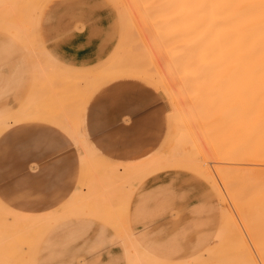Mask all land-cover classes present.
Returning <instances> with one entry per match:
<instances>
[{
	"label": "rangeland",
	"instance_id": "1",
	"mask_svg": "<svg viewBox=\"0 0 264 264\" xmlns=\"http://www.w3.org/2000/svg\"><path fill=\"white\" fill-rule=\"evenodd\" d=\"M50 1L0 0V33L27 52L9 63L0 56V180L5 176V131L36 123L58 128L69 143L74 167H68L66 151H58V176L65 181L69 174L74 183L54 209L43 213L13 207L0 190V264H264V66L228 65L226 55L216 51L213 64L186 73L182 60L192 52L187 23L194 20L182 19L179 25L176 18L177 26L171 21L187 0L174 10L170 4L162 8L167 0H104L103 7L90 9L113 20L115 33L109 36L105 59L84 70L68 68L47 54L40 38ZM151 1L159 3L160 13L145 12L142 3L151 9ZM254 8L264 18V0ZM142 14L151 22H143ZM162 23L183 27L189 37L178 38L174 27L167 30ZM165 32L166 40L176 37L172 46L187 42L185 51L172 47L178 54L170 56L175 52L169 53ZM153 33L164 34L163 39H152ZM158 40L165 43H153ZM132 49L136 55L129 54ZM122 79L148 85L166 108L161 140L134 161L105 156L84 129L91 97ZM8 107L17 110L5 118ZM184 159L192 162L184 164ZM138 221L143 227H137Z\"/></svg>",
	"mask_w": 264,
	"mask_h": 264
},
{
	"label": "crops",
	"instance_id": "2",
	"mask_svg": "<svg viewBox=\"0 0 264 264\" xmlns=\"http://www.w3.org/2000/svg\"><path fill=\"white\" fill-rule=\"evenodd\" d=\"M104 2L50 1L39 28L43 47L53 60L68 68L84 70L105 59L111 45L109 36L115 33L111 27L113 20L99 17L96 10L90 9L103 7ZM26 54L25 48L0 33V56L5 63L14 56L20 61ZM6 56L10 58L7 61ZM5 109L9 113L5 118L17 110ZM165 112L161 97L148 85L133 79L115 80L102 86L89 100L84 129L95 148L105 156L134 161L150 154L161 140ZM58 151H66L64 159L73 168L71 148L58 128L25 123L6 130L5 176L0 180L5 202L28 213L54 209L74 183L68 172L65 181L59 179ZM61 182L64 183L59 186ZM143 225L137 222V227ZM64 264L77 263L67 260Z\"/></svg>",
	"mask_w": 264,
	"mask_h": 264
},
{
	"label": "bare ground",
	"instance_id": "3",
	"mask_svg": "<svg viewBox=\"0 0 264 264\" xmlns=\"http://www.w3.org/2000/svg\"><path fill=\"white\" fill-rule=\"evenodd\" d=\"M123 1V0H122ZM137 1V3H138V0H136ZM168 2H166V1H164V3H160V5H162L163 4V6H162V8L164 9V6L166 5L167 6V4H170L171 6L169 7V8H171V10H174V8H176V6H177V8H180V6H181V2L183 3V0L181 1V0H167ZM170 1V2H169ZM177 1V2H176ZM186 1V0H185ZM185 1H184V3H185ZM190 2V0H187L186 2L188 3H186V5L185 4H183L184 6H182L184 9L182 10V9H179L177 12H178V14H176V12L174 13V15H172V16H175L174 17V20L176 19L177 21H178V19H179V23L178 22H176V20H175V22H172L171 21V23H173V25H176L177 26V23L180 25L181 24V22H183V20H185V22H189V20H194V22L193 21H191L190 23H187L189 26V28H187V30H189V29H191V30H189L187 33H189V36H190V42H188L189 43V46H190V44H192L191 46L192 47H188L189 48V50L191 49V51L192 52H188V55L186 56L185 55V57L186 58H183V59H186V60H182V62L183 61H185L184 62V64H185V66H184V68L186 69V73L187 72H190V71H197L198 69H200L203 65H207L208 63L209 64H213L214 62H213V57H214V55H215V52L216 51H218V52H221V54L222 55H226V61H227V63H228V65H230V63H234V64H241V65H244V64H250V66L251 65H254V67H255V64H256V67L257 68H260V67H263L264 66V18H263V16L262 15H260L261 14V11H259V10H257V9H255L254 8V4H258V3H260V1L261 0H191V2ZM153 1H151V2H147V4L149 3L150 4V7H151V9H149V7H147V5H145V4H143L142 2V7H145V12H149V10H151L150 12L153 14V12L156 10V11H159V13H160V10H159V8H157L156 9V7L159 5V3L157 4V6L155 7L154 5H153V3H152ZM180 4H179V3ZM117 3V2H116ZM130 3V2H129ZM136 3V4H137ZM152 3V4H151ZM172 3V4H171ZM176 3V4H175ZM177 4H179V6L177 5ZM194 5L195 7H193V8H191L192 6H190V5ZM138 5V4H137ZM136 5V6H137ZM144 5V6H143ZM159 5V6H160ZM127 6V5H126ZM138 6H140V5H138ZM172 6H174V8L172 7ZM186 6H189V7H187V9L185 8ZM124 8H126V7H124ZM140 8V7H139ZM147 8V9H146ZM154 8V9H153ZM176 8V9H177ZM131 9V8H130ZM136 9V8H135ZM135 9H133L134 10V12H136V10ZM170 10V9H169ZM180 10H182V11H180ZM193 10V11H192ZM122 11V10H121ZM153 11V12H152ZM176 11V10H175ZM179 11L181 12V13H179ZM187 11H189L188 13H187ZM190 11H191V13H190ZM131 12V11H130ZM149 12V13H150ZM166 12H168V10L166 11ZM166 12L164 13V11L162 12V10H161V13H164V17H168L169 16V13H167L168 14V16H165V14H166ZM170 12H173V11H170ZM138 13H140V12H138ZM156 13V12H155ZM190 13V14H189ZM171 14V13H170ZM124 15V14H123ZM180 16L179 18H178V16ZM143 16H146V14H142V18H144L145 20H143V22H145V21H148V16H146V17H143ZM171 16V15H170ZM169 16V17H170ZM187 16V17H186ZM133 17H135V16H133ZM186 17V18H185ZM142 18H139V22H140V20L142 19ZM146 18H148V19H146ZM160 18H163V16H161ZM188 18V19H187ZM156 18L154 17V20H155ZM183 19V20H182ZM150 20V19H149ZM156 20H159L158 18L156 19ZM161 20V19H160ZM163 20H164V18H163ZM172 20V19H171ZM187 20V21H186ZM132 22V21H131ZM150 22H151V20H150ZM149 22V23H150ZM163 22H165V20L163 21ZM168 22H170V20L168 21ZM193 22V25L191 24ZM148 23V22H147ZM127 24V23H126ZM126 24H124V25H126ZM133 25V24H132ZM150 25H151V27H150ZM162 25H163V23H162ZM161 25V26H162ZM165 25V24H164ZM163 25V27L164 28H171L172 29V27H174V31H176V34L177 33H179V34H177V35H179V37L178 38H181V35H184L186 32H185V29L182 27L181 29L179 28V29H177L178 27H181V26H178L177 28H175V26H171V25H169L168 27H165ZM183 25V24H182ZM185 25V24H184ZM183 25V26H184ZM192 27H191V26ZM153 24H149L148 25V27H150L152 30H154L155 31V29H153ZM171 26V27H170ZM187 26V25H186ZM154 27H156V31L158 32V30L160 31V28L158 29V27H157V25L156 26H154ZM134 28V27H133ZM164 28H162L163 30H166V29H164ZM167 29V30H170V29ZM123 29H124V27H123ZM131 29V28H130ZM161 29V30H162ZM177 29V30H176ZM184 29V30H183ZM193 29V30H192ZM128 30H129V28H128ZM162 30V31H163ZM143 31V30H142ZM156 31H155V33H156ZM180 31V32H179ZM133 33L132 34H135L136 32L138 33V31H132ZM144 32V31H143ZM151 32H153V31H151L150 30V32L149 33H151ZM173 33V31H168L167 33H169V34H172ZM182 32H184V33H182ZM155 33H153V36H152V39L153 38H161L162 37V39H163V35L164 34H158L159 36H157L156 35V37H154V34ZM166 32H165V40H163V41H166L168 44L169 43H172V42H176L175 40H177L176 39V37L175 38H172V36L171 37H169V39H170V41L169 40H166V37H167V34ZM181 33V34H180ZM187 33L184 35V36H187V37H189L188 35H187ZM190 34H192V35H190ZM134 36H136V34L134 35ZM145 36H147V34L145 35ZM137 38V37H136ZM127 39V38H126ZM161 39V40H162ZM168 39V38H167ZM182 39V38H181ZM193 39V40H192ZM132 40H133V38H132ZM132 40L130 39V40H128L126 43L129 45V47H130V45L132 44H134L133 42H132ZM180 40V39H179ZM178 40V41H179ZM185 40V39H184ZM188 39H186V41H187ZM136 41H138V40H136ZM182 41V40H181ZM194 41V42H193ZM123 42V41H122ZM129 42V43H128ZM160 42L159 40L158 41H153V43H156L157 45H158V43ZM152 43V44H153ZM165 42H163V43H161L160 42V45L161 44H164ZM180 43H182V42H180ZM188 43L186 42V44L183 46L182 44L180 45L179 43L177 44V45H175V43H174V46H172V45H170L171 47H169V48H167L166 46V48L167 49H171L172 47H175L176 48V46L178 47V49H180V50H182V47H183V50L185 49L184 47L185 46H187L188 45ZM151 43H149V45H150ZM168 44H166V45H168ZM173 44V43H172ZM140 45V44H139ZM148 45V44H147ZM168 45V46H169ZM134 46V45H133ZM180 46V47H179ZM135 47H136V45H135ZM144 47V46H143ZM142 47V48H143ZM149 47V46H148ZM164 47V48H165ZM131 48V47H130ZM146 48H147V46H146ZM150 48V47H149ZM187 47H186V50L188 49ZM134 49V48H133ZM132 49V50H133ZM166 49V50H167ZM172 50V49H171ZM128 51H130V50H128ZM128 51H126L125 50V53L126 52H128ZM148 51V50H147ZM157 51H158V53L161 55L162 54V49H160V50H158L157 49ZM161 51V52H160ZM169 51V50H168ZM185 51V50H184ZM136 52V51H135ZM134 52V50H133V53H132V51H130V55L131 54H134L135 53ZM153 52V51H152ZM151 52V53H152ZM165 52V51H164ZM174 53L175 52V50H172L171 52L169 51V53ZM176 52H177V50H176ZM175 52V54H174V56H173V54H169L170 56H172V57H175L178 53H176ZM187 52V51H186ZM185 52V53H186ZM155 53V52H154ZM182 53H183V55H184V52L182 51ZM197 54L198 53V55H196V56H193L192 54ZM129 54L127 53L126 55H128L129 56ZM137 54V52L135 53V55ZM141 54V53H140ZM149 54V53H148ZM180 54H181V52H180ZM153 55V54H152ZM138 56V55H137ZM154 56V55H153ZM168 55H166V57L165 58H169V57H167ZM181 56H182V54H181ZM198 56V60L196 59V57ZM172 57H171V59H172ZM183 57V56H182ZM124 58V57H123ZM125 58H128V57H125ZM130 58H134V57H130ZM129 58V59H130ZM136 58V57H135ZM129 59H128V61H129ZM154 59V58H153ZM158 59V58H157ZM170 58H169V61L171 60ZM196 59V60H195ZM126 60V59H125ZM131 60V59H130ZM136 60V59H135ZM134 60V61H135ZM138 60V59H137ZM162 60V59H161ZM132 61H133V59H132ZM154 61V60H153ZM172 61V60H171ZM167 62V61H166ZM173 62H175V61H173ZM179 62V61H178ZM221 62V61H220ZM224 62V61H223ZM129 63H130V61H129ZM161 63V62H160ZM164 63V62H163ZM177 63V62H176ZM130 64H134V62H132V63H130ZM159 64V63H158ZM168 64V65H167ZM167 64H165V65H167V66H171V68H172V66H175V65H172V64H169V63H167ZM181 63H178L176 66H178V65H180ZM182 65V64H181ZM180 65V66H181ZM205 65V66H206ZM261 65V66H260ZM263 65V66H262ZM164 66V65H163ZM237 67V66H236ZM182 68H183V65H182V67L180 68H177V70L179 69H181L182 70ZM169 69V68H168ZM184 69V70H185ZM231 69V68H230ZM174 71V73H175V75H177L178 73H176L175 71L176 70H173ZM179 72V71H178ZM194 73H196V72H194ZM181 74V73H180ZM180 74L177 76V77H181L180 76ZM264 74V73H263ZM182 75V74H181ZM246 75V74H245ZM205 81V80H204ZM225 81V80H224ZM227 81V80H226ZM241 81V80H240ZM249 83V82H248ZM246 86V85H245ZM208 107V106H207ZM203 114V113H202ZM241 114V113H240ZM40 115V114H39ZM37 117V116H36ZM211 117V116H210ZM16 122H18L17 120L16 121H14V122H11V123H8L7 124V126L8 125H10V124H13V123H16ZM218 126V125H217ZM221 127V126H220ZM220 143V142H219ZM227 146V145H226ZM216 152V151H215ZM172 160V159H171ZM185 160V161H184ZM183 161V163L185 164V162H187L186 161V159H184ZM173 161H175V159L173 160ZM173 161H170V162H172V164H173ZM178 161V160H177ZM191 161V160H190ZM189 160H188V162H187V164L189 165V163H191ZM169 162V164L168 165H170L171 163ZM175 164L177 163V162H174ZM182 163V162H181ZM178 164V163H177ZM176 164V166L178 167V165ZM193 164V163H192ZM199 165V164H197L195 161H194V165ZM187 165V166H188ZM163 166H167V165H163ZM184 166V165H183ZM197 167V166H196ZM196 167H193L195 170L196 169H200V171H201V168L202 167H200V166H198V167H200V168H196ZM154 169H155V167H153ZM164 168V167H163ZM190 168V167H189ZM193 168H192V170H193ZM158 169V168H157ZM161 169V168H160ZM203 171H204V169H203ZM255 172V171H254ZM221 173V172H220ZM218 174V173H217ZM219 175V174H218ZM207 175H206V173H205V177H206ZM249 177V176H248ZM207 178H209V176L207 177ZM211 178H213L212 176H211ZM247 178V177H246ZM213 180H214V178H213ZM215 181V180H214ZM213 181V182H214ZM211 182H212V179H211ZM215 183V182H214ZM223 185V184H222ZM214 186H217V185H215L214 184ZM215 188H218V187H215ZM218 191L220 190L219 188L217 189ZM223 192V191H222ZM219 193H221V192H219ZM232 201V200H231ZM233 228V227H232ZM237 228L239 229V227H234V230L236 231V232H238V230H237ZM244 228V227H243ZM248 228V230H250L251 228L250 227H247ZM250 228V229H249ZM231 229V228H230ZM231 230H233V229H231ZM240 230V229H239ZM245 231H246V229H245ZM249 233L250 232H252V231H248ZM247 232V233H248ZM249 235V234H248ZM252 236V234L250 233V237ZM252 238H253V236H252ZM248 249V248H247ZM249 250V249H248ZM252 251V250H251ZM237 262V261H236ZM233 263V262H232Z\"/></svg>",
	"mask_w": 264,
	"mask_h": 264
}]
</instances>
